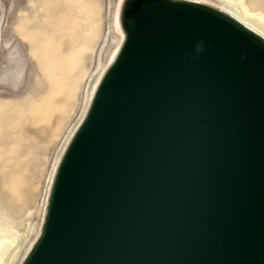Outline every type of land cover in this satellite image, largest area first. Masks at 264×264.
Segmentation results:
<instances>
[{"label": "water", "instance_id": "1", "mask_svg": "<svg viewBox=\"0 0 264 264\" xmlns=\"http://www.w3.org/2000/svg\"><path fill=\"white\" fill-rule=\"evenodd\" d=\"M119 19L21 264H264V40L186 0Z\"/></svg>", "mask_w": 264, "mask_h": 264}, {"label": "rangeland", "instance_id": "2", "mask_svg": "<svg viewBox=\"0 0 264 264\" xmlns=\"http://www.w3.org/2000/svg\"><path fill=\"white\" fill-rule=\"evenodd\" d=\"M118 1L0 0V228L14 234L9 264H21L37 239L55 165L119 41ZM203 1L264 20V0Z\"/></svg>", "mask_w": 264, "mask_h": 264}, {"label": "bare ground", "instance_id": "3", "mask_svg": "<svg viewBox=\"0 0 264 264\" xmlns=\"http://www.w3.org/2000/svg\"><path fill=\"white\" fill-rule=\"evenodd\" d=\"M123 1L124 0H119L118 1L117 7H116V13H115L114 27H115L118 35H119V41H118L116 47L114 48V50L112 51V53H111L106 65L101 69V71H100V73H99V75H98V77H97V79H96V81H95V83L93 85V88L91 89V92H90V95H89V98H88V102H87V107H88V104H89V102L91 100V97H92V95H93V93L95 91V88H96L101 76L103 75V73L106 70V68L108 67V65L113 61V59H114L115 55L117 54V52L119 50V47L121 45V42H122V39H123V31H122L121 26H120L119 15H120V8H121V5H122ZM186 1L197 2V3L205 4V5H208V6L216 8V9L220 10L221 12L225 13L226 15L230 16L231 18H233L234 20H236L237 22H239L244 27H246L247 29H249L250 31H252L256 35H258L261 39L264 40V20H263V18L260 17V14H259V20L262 23L255 22L250 17H248L247 13H246V9H245L244 12L241 13L239 11L228 9L226 7H225L226 9H223L221 7L213 6V5H211V3H208V2L203 1V0H186ZM241 10H244V9L242 8ZM256 17H257V15H256ZM87 107L85 108V110L83 112V115L80 118V121L83 118ZM78 124L79 123H77V126H78ZM77 126H75V127H77ZM75 129H73V132H74ZM73 132H71V134L69 135L67 140H69V138H70V136L72 135ZM56 165H55V167H56ZM53 172H54V170H53ZM13 239H14V234L11 233V230L9 228H4V227L0 228V264H9L12 261V259L14 258L15 249H13L12 251L8 250V247L12 243ZM10 246H12V245H10ZM14 246H15V244H14ZM28 250L26 251V253L28 252ZM26 253L24 254V256L26 255ZM24 256H23V258H24Z\"/></svg>", "mask_w": 264, "mask_h": 264}, {"label": "clouds", "instance_id": "4", "mask_svg": "<svg viewBox=\"0 0 264 264\" xmlns=\"http://www.w3.org/2000/svg\"><path fill=\"white\" fill-rule=\"evenodd\" d=\"M202 47H203L202 42H197L196 51L199 52L202 49Z\"/></svg>", "mask_w": 264, "mask_h": 264}]
</instances>
